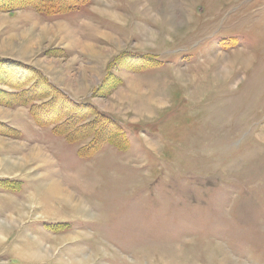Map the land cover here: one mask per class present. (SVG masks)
<instances>
[{
    "label": "rangeland",
    "instance_id": "374dc122",
    "mask_svg": "<svg viewBox=\"0 0 264 264\" xmlns=\"http://www.w3.org/2000/svg\"><path fill=\"white\" fill-rule=\"evenodd\" d=\"M0 93V264H264V0H0Z\"/></svg>",
    "mask_w": 264,
    "mask_h": 264
},
{
    "label": "trees",
    "instance_id": "16d2710c",
    "mask_svg": "<svg viewBox=\"0 0 264 264\" xmlns=\"http://www.w3.org/2000/svg\"><path fill=\"white\" fill-rule=\"evenodd\" d=\"M85 105L86 104H84V106ZM52 107H54V106H52ZM60 114H61L60 112L55 113V115H54L55 117L54 118L57 119L58 118L57 116L58 115L60 116ZM70 114H71L72 117H74V115L76 114V112L74 113V111L73 112L71 111ZM50 121L53 122V121H55V119L54 120H51V119L50 120H46L44 123L45 124H48V123H50ZM56 127H58L57 124H56ZM73 127H74V123H73V120H72L63 131H62V129H60L59 131L54 132V134L56 136H58V137L63 138V140H65L66 142H74L78 137L80 138V136L86 134V133H83V134L78 135L76 131H73Z\"/></svg>",
    "mask_w": 264,
    "mask_h": 264
},
{
    "label": "bare ground",
    "instance_id": "6f19581e",
    "mask_svg": "<svg viewBox=\"0 0 264 264\" xmlns=\"http://www.w3.org/2000/svg\"><path fill=\"white\" fill-rule=\"evenodd\" d=\"M46 190H48V189L46 188ZM52 192H54V191L52 190ZM52 192H51V193H52ZM46 193H47V192H46ZM52 194H54V193H52Z\"/></svg>",
    "mask_w": 264,
    "mask_h": 264
}]
</instances>
